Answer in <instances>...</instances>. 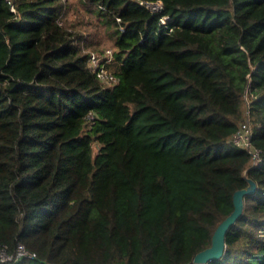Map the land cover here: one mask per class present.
<instances>
[{
    "label": "trees",
    "instance_id": "trees-1",
    "mask_svg": "<svg viewBox=\"0 0 264 264\" xmlns=\"http://www.w3.org/2000/svg\"><path fill=\"white\" fill-rule=\"evenodd\" d=\"M161 1L78 0L110 83L74 2L0 0V244L37 253L0 264H189L245 171L257 190L208 264H264V0ZM248 120L257 165L231 141Z\"/></svg>",
    "mask_w": 264,
    "mask_h": 264
},
{
    "label": "built area",
    "instance_id": "built-area-1",
    "mask_svg": "<svg viewBox=\"0 0 264 264\" xmlns=\"http://www.w3.org/2000/svg\"><path fill=\"white\" fill-rule=\"evenodd\" d=\"M11 7L13 11H16V5L14 0H5ZM140 4L146 6L151 11H160L162 9L161 0H138ZM168 16H165L161 19L163 24L167 23ZM118 20L120 18L118 17ZM122 30L125 29L124 26L121 27ZM100 54L92 52L90 57V65L93 71L105 82L115 83L118 80V77L111 71L106 68V62H108L112 57V50L108 49L105 56L100 57ZM231 141L240 147L246 148L253 157L254 165H257L260 161V150L254 147L252 143V126L250 121H246L241 124L240 128L233 134ZM36 252L28 250L24 244H18L16 252H8L6 246L0 244V260L1 261H10L13 259H21L26 257H35ZM196 264V263H189Z\"/></svg>",
    "mask_w": 264,
    "mask_h": 264
},
{
    "label": "water",
    "instance_id": "water-1",
    "mask_svg": "<svg viewBox=\"0 0 264 264\" xmlns=\"http://www.w3.org/2000/svg\"><path fill=\"white\" fill-rule=\"evenodd\" d=\"M244 176L247 178L249 184L246 188L239 189L234 193V210L216 228L212 244L197 252L191 260V263L208 264L213 260H218L223 257L226 249L227 231L242 216L245 206V195L257 190V182L247 176V171L244 172Z\"/></svg>",
    "mask_w": 264,
    "mask_h": 264
},
{
    "label": "rangeland",
    "instance_id": "rangeland-1",
    "mask_svg": "<svg viewBox=\"0 0 264 264\" xmlns=\"http://www.w3.org/2000/svg\"><path fill=\"white\" fill-rule=\"evenodd\" d=\"M71 2H74L76 6H74L71 10H68V12L63 16V19L65 22H68L71 28L75 32L83 33L84 35L89 34L92 31H96L98 34V37H100V41L98 44L94 45L93 47H84L85 50L89 52H96L98 53L101 49H111L112 44L110 38L105 36L103 27L97 23L98 19L95 16L90 15L89 13H85L84 11L80 10L77 6L78 0H70ZM84 13V15L80 13ZM96 24V25H94ZM106 50V51H107ZM99 54V53H98ZM100 57H103L102 55H99Z\"/></svg>",
    "mask_w": 264,
    "mask_h": 264
}]
</instances>
